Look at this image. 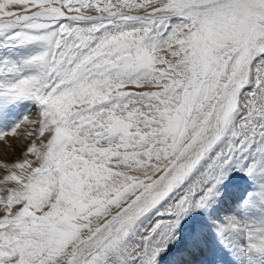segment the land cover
<instances>
[{
    "label": "snow or ice",
    "instance_id": "snow-or-ice-1",
    "mask_svg": "<svg viewBox=\"0 0 264 264\" xmlns=\"http://www.w3.org/2000/svg\"><path fill=\"white\" fill-rule=\"evenodd\" d=\"M10 137L0 264H264V0H0Z\"/></svg>",
    "mask_w": 264,
    "mask_h": 264
},
{
    "label": "rangeland",
    "instance_id": "rangeland-1",
    "mask_svg": "<svg viewBox=\"0 0 264 264\" xmlns=\"http://www.w3.org/2000/svg\"><path fill=\"white\" fill-rule=\"evenodd\" d=\"M34 115H30V119H34ZM27 129V126H23ZM8 143L11 145L9 148L5 144H0V159H6L9 161H17L22 159L21 152L26 148L27 140L24 138H9Z\"/></svg>",
    "mask_w": 264,
    "mask_h": 264
}]
</instances>
